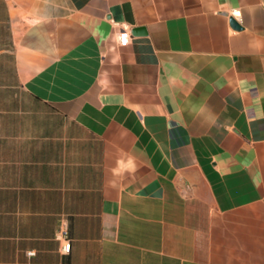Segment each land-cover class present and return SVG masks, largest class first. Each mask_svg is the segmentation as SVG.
Masks as SVG:
<instances>
[{"label":"crops","instance_id":"0c3cea01","mask_svg":"<svg viewBox=\"0 0 264 264\" xmlns=\"http://www.w3.org/2000/svg\"><path fill=\"white\" fill-rule=\"evenodd\" d=\"M0 264H264V0H0Z\"/></svg>","mask_w":264,"mask_h":264},{"label":"built area","instance_id":"2783aa9c","mask_svg":"<svg viewBox=\"0 0 264 264\" xmlns=\"http://www.w3.org/2000/svg\"><path fill=\"white\" fill-rule=\"evenodd\" d=\"M129 34H130L129 28L124 26L122 28V30L120 31V33H119V41H120L121 44H126L127 43V40L129 38ZM63 237H64V234H63ZM70 247H71L70 240L68 238L64 237V244H63V247H62L63 251L64 252H69Z\"/></svg>","mask_w":264,"mask_h":264},{"label":"water","instance_id":"95a60500","mask_svg":"<svg viewBox=\"0 0 264 264\" xmlns=\"http://www.w3.org/2000/svg\"><path fill=\"white\" fill-rule=\"evenodd\" d=\"M231 20V23H232V25L235 27V28H240L241 27V25L236 21V19H234L233 17L230 19ZM146 30H145V28L143 27V26H139V27H135L134 29H133V33H143V32H145Z\"/></svg>","mask_w":264,"mask_h":264}]
</instances>
